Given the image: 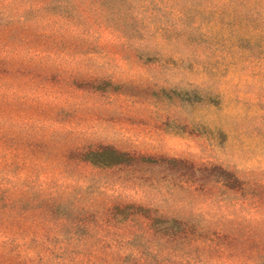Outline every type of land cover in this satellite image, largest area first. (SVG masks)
<instances>
[{
	"label": "rangeland",
	"instance_id": "rangeland-1",
	"mask_svg": "<svg viewBox=\"0 0 264 264\" xmlns=\"http://www.w3.org/2000/svg\"><path fill=\"white\" fill-rule=\"evenodd\" d=\"M202 1L0 0V264H264V23Z\"/></svg>",
	"mask_w": 264,
	"mask_h": 264
},
{
	"label": "trees",
	"instance_id": "trees-1",
	"mask_svg": "<svg viewBox=\"0 0 264 264\" xmlns=\"http://www.w3.org/2000/svg\"><path fill=\"white\" fill-rule=\"evenodd\" d=\"M209 2V3H208ZM212 9L220 16L222 10H229L231 14H242L245 23H264V0H206L199 5H195L196 11ZM120 154L111 152L108 159L117 162Z\"/></svg>",
	"mask_w": 264,
	"mask_h": 264
}]
</instances>
